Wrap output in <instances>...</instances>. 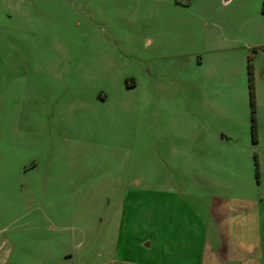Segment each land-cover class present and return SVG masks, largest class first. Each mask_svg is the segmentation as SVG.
Segmentation results:
<instances>
[{"label":"rangeland","instance_id":"1","mask_svg":"<svg viewBox=\"0 0 264 264\" xmlns=\"http://www.w3.org/2000/svg\"><path fill=\"white\" fill-rule=\"evenodd\" d=\"M217 1L0 0V264H264V0Z\"/></svg>","mask_w":264,"mask_h":264},{"label":"trees","instance_id":"2","mask_svg":"<svg viewBox=\"0 0 264 264\" xmlns=\"http://www.w3.org/2000/svg\"><path fill=\"white\" fill-rule=\"evenodd\" d=\"M262 9L264 8V2H262ZM247 81H248V101L250 105V125H249V131L251 140L254 141L255 139V130H254V121L251 115L252 111V95H251V75H250V66L247 64Z\"/></svg>","mask_w":264,"mask_h":264},{"label":"crops","instance_id":"3","mask_svg":"<svg viewBox=\"0 0 264 264\" xmlns=\"http://www.w3.org/2000/svg\"><path fill=\"white\" fill-rule=\"evenodd\" d=\"M231 0H218V7L223 9L225 8L229 3H230ZM176 3L174 2L173 5H175ZM184 5V4H183ZM183 5H180L179 7H182ZM175 7V6H174ZM208 24V20H205L203 22V25L206 26ZM202 61H201V55L200 53L196 55V63L197 64H200Z\"/></svg>","mask_w":264,"mask_h":264}]
</instances>
